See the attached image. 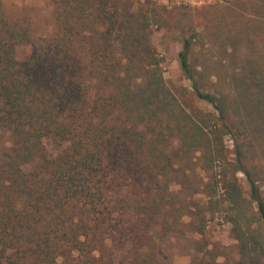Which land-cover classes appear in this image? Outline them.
<instances>
[{
    "label": "trees",
    "instance_id": "1",
    "mask_svg": "<svg viewBox=\"0 0 264 264\" xmlns=\"http://www.w3.org/2000/svg\"><path fill=\"white\" fill-rule=\"evenodd\" d=\"M247 1L255 47L214 35L222 74L192 62L198 34L183 38L180 70L205 111L166 84L146 7L56 0L58 25L35 35L0 0V264H171L164 246L184 218L202 234L205 212L228 217L234 264L263 252L251 226L264 229V0Z\"/></svg>",
    "mask_w": 264,
    "mask_h": 264
},
{
    "label": "rangeland",
    "instance_id": "2",
    "mask_svg": "<svg viewBox=\"0 0 264 264\" xmlns=\"http://www.w3.org/2000/svg\"><path fill=\"white\" fill-rule=\"evenodd\" d=\"M56 0H1L4 13L11 19L24 21L35 35L51 33L58 25L55 18ZM135 10L141 6L148 9L149 35L151 43L160 57L163 77L175 96L182 98L184 106L195 107L200 110L211 111L212 108L198 102L179 66L178 52L182 49L184 37L194 36L193 53L191 60L198 64L204 60H211L212 72L222 74L224 66L229 67L228 57L222 58L217 64L221 48L213 43V36L219 35L225 39L227 47L231 46V37L238 34L245 40L235 42L236 52L244 50L247 46L255 47L248 42L253 37V30L248 25L250 6L247 0H121ZM252 33V34H249ZM249 34V36H248ZM263 37V36H262ZM261 46V42L255 43ZM233 49V48H232ZM231 49V51H232ZM239 55V54H238ZM239 60V59H238ZM232 67V66H230ZM183 96V97H181ZM8 134L0 131V145H8ZM225 145L229 156L232 152V142L225 137ZM257 159L264 167V144L258 148ZM264 169V168H263ZM194 177V176H193ZM195 178V177H194ZM239 184L243 196L249 200L248 187L245 178L238 174ZM260 195L264 201V175L257 180ZM174 189V188H173ZM176 189V188H175ZM185 197V193L181 196ZM201 206L207 198L200 194L195 197ZM248 215L257 216L255 204L247 209ZM206 227L202 234L192 233L189 218L183 219L180 226L182 233L171 238L168 245L163 248V254L170 259L171 264H189L191 260H200L201 257L214 258L217 263L234 264L239 259L238 242L236 241L231 224L227 221L225 213L205 212ZM255 234L262 246V253H249L246 264H264V229L262 225L253 223Z\"/></svg>",
    "mask_w": 264,
    "mask_h": 264
}]
</instances>
